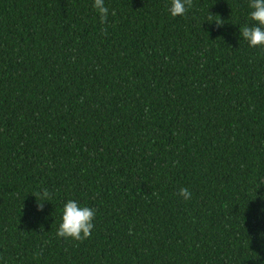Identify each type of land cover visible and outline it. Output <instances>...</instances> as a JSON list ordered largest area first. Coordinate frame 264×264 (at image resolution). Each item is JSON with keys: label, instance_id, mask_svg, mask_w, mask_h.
Wrapping results in <instances>:
<instances>
[{"label": "trees", "instance_id": "1", "mask_svg": "<svg viewBox=\"0 0 264 264\" xmlns=\"http://www.w3.org/2000/svg\"><path fill=\"white\" fill-rule=\"evenodd\" d=\"M172 2L0 0V264H264L251 0Z\"/></svg>", "mask_w": 264, "mask_h": 264}, {"label": "clouds", "instance_id": "2", "mask_svg": "<svg viewBox=\"0 0 264 264\" xmlns=\"http://www.w3.org/2000/svg\"><path fill=\"white\" fill-rule=\"evenodd\" d=\"M93 6L103 20L108 14L104 0H94ZM250 8L252 9L249 13L251 26H244L239 29L240 37L246 40L250 47H264V0H251ZM184 12V0H173L170 8L171 15H183ZM179 195L187 200L191 193L188 189L181 188ZM37 211L42 212L43 205H37ZM44 219L47 220V217ZM94 219V209L81 206L75 200H68L62 209L57 235L74 240L87 238L93 230Z\"/></svg>", "mask_w": 264, "mask_h": 264}]
</instances>
